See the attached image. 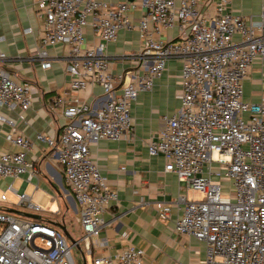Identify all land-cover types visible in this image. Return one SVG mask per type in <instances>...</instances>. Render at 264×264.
Segmentation results:
<instances>
[{"label":"built area","instance_id":"2783aa9c","mask_svg":"<svg viewBox=\"0 0 264 264\" xmlns=\"http://www.w3.org/2000/svg\"><path fill=\"white\" fill-rule=\"evenodd\" d=\"M199 3L141 0L146 13L133 25L127 18L133 3L36 0L37 16L44 23L36 52L40 68H51L46 48L62 44L68 49L70 90L98 85L108 102L91 114L84 103L66 105L63 98H55L52 104L60 108L62 120L58 138L35 137L51 151L49 160L59 168L77 205L81 240L69 245L52 222L0 207V264H76L71 250L80 242L92 264H145L143 252L133 246L111 256L92 254L106 246L98 241L109 225L103 216L118 203V196L92 162L89 147L132 134V104L139 93L152 91L153 81L172 60L181 64L180 107L163 118V128L148 140L147 152L161 155L164 172L175 175L179 184L175 206L182 214L173 231L204 243V264H264V98L246 103L242 90L255 59H264V9L255 20L229 14L230 0H206L204 10ZM86 28L104 43H114L120 30H136L143 42L136 69L113 75L103 45L81 48ZM173 28L177 38L160 39ZM5 59L0 52V107L22 115L37 89L7 71ZM5 140L20 151L0 153V179L10 180L0 204L7 201L5 192H12L18 207L41 213L24 191L13 189L15 180L38 183L37 169L27 158L34 142L13 129ZM189 192L203 194L202 200H190ZM170 208L164 207L162 215Z\"/></svg>","mask_w":264,"mask_h":264},{"label":"crops","instance_id":"0c3cea01","mask_svg":"<svg viewBox=\"0 0 264 264\" xmlns=\"http://www.w3.org/2000/svg\"><path fill=\"white\" fill-rule=\"evenodd\" d=\"M97 1L133 3L135 9L127 14L133 25L146 13L141 0ZM205 1L199 0L203 10ZM35 4L36 0H0V52L6 58L4 68L37 89L31 107L22 115L18 110L0 107V117L5 120L0 122V153L20 151L5 140L12 129L33 141L27 158L37 169L38 183L34 180L30 185L37 183V190L48 193L54 200L61 198L64 210L75 212L77 205L69 198L71 193L64 185L60 170L49 160L51 151L36 142L35 137L44 134L55 140L58 138L62 120L60 108L53 106V99L63 98L66 105L84 103L90 107L91 114H95L108 98L98 85L86 86L80 91L70 90V76L66 73L68 49L62 44L46 48L51 68L47 71L40 68L36 52L44 23L37 16ZM262 9L264 0H230L227 12L256 20ZM177 33V28H173L159 37L175 39ZM234 41L238 42L239 37H234ZM142 44L136 30H120L114 43H104L86 28L81 48L103 45L102 54L110 60L112 74L118 75L136 69L135 57ZM180 73L181 64L169 61L161 76L153 81L152 91L139 93L131 106V135L118 140H101L89 147L92 162L118 196V203L103 216L109 225L100 233L98 241H104L106 246L93 249L94 257L111 256L133 246L143 252L145 264H204V243L181 237L173 231L174 221L182 214V209L175 206L179 193L176 176L164 172L165 161L161 155L151 157L147 152L148 140L163 128V118L172 116L180 107ZM242 90L246 103H258L264 98V59H255L248 77L242 82ZM20 181L19 191H24L27 185L22 179ZM9 182L0 179L1 191ZM166 206L171 207L170 213L163 216L162 209Z\"/></svg>","mask_w":264,"mask_h":264},{"label":"rangeland","instance_id":"374dc122","mask_svg":"<svg viewBox=\"0 0 264 264\" xmlns=\"http://www.w3.org/2000/svg\"><path fill=\"white\" fill-rule=\"evenodd\" d=\"M20 184H21L20 180H15L13 183V189L18 192L20 190L19 189ZM1 194L2 191L0 189V195ZM24 194L29 198H31L32 204L37 205L41 208L42 210L41 213L36 214L33 212L26 211L21 207H18L17 206L18 199L15 196V194H13L12 192H5L7 201L4 204H0V206L5 207L7 209L17 210L19 212L35 214L37 216L44 218L43 220H45L46 222L47 221L52 223L64 222V224L66 225V230L68 231L70 236L75 241L81 240L83 236V230L78 221V215L72 209L65 211L61 198L55 197L54 200L51 195L43 192L42 190L35 191L34 186L30 184L27 185L26 189L24 190ZM189 197L190 200L200 201L203 198V194L199 192H191ZM68 243L69 245H71L70 242ZM36 245L45 246L41 244L39 240H36ZM80 249L81 250L84 249L83 242H80ZM71 254L76 264H82L81 253L78 250V248L73 247L71 250ZM84 256H85L86 264H92V258L88 255H84Z\"/></svg>","mask_w":264,"mask_h":264},{"label":"water","instance_id":"95a60500","mask_svg":"<svg viewBox=\"0 0 264 264\" xmlns=\"http://www.w3.org/2000/svg\"><path fill=\"white\" fill-rule=\"evenodd\" d=\"M66 193H68V191L64 190ZM69 198L71 199V201L73 202V204L75 203L73 198L71 196H69ZM9 213H12V214H15V215H18V216H22L24 218H28V219H32V220H40V216H37V215H30V214H26V213H22V212H19L17 210H9L8 211ZM76 212V210H75ZM53 226L57 227L58 229H60L62 231V233L64 234V236L66 237V239L71 243L73 244L75 241L74 239L70 236V234L68 233V231L66 230V226L63 222H60V223H55L53 222L52 223ZM78 248V250L80 251L81 253V259H82V264H86V260H85V256L84 254L82 253L80 247H76Z\"/></svg>","mask_w":264,"mask_h":264}]
</instances>
